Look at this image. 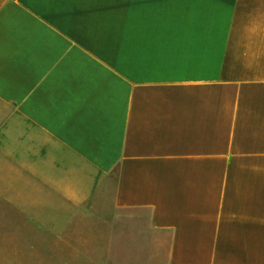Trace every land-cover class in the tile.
<instances>
[{"label":"crops","instance_id":"1","mask_svg":"<svg viewBox=\"0 0 264 264\" xmlns=\"http://www.w3.org/2000/svg\"><path fill=\"white\" fill-rule=\"evenodd\" d=\"M0 264H264V0H0Z\"/></svg>","mask_w":264,"mask_h":264}]
</instances>
